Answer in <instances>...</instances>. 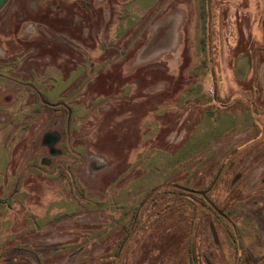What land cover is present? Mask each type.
<instances>
[{
	"label": "rangeland",
	"instance_id": "1",
	"mask_svg": "<svg viewBox=\"0 0 264 264\" xmlns=\"http://www.w3.org/2000/svg\"><path fill=\"white\" fill-rule=\"evenodd\" d=\"M1 112L0 264H264V0H8Z\"/></svg>",
	"mask_w": 264,
	"mask_h": 264
},
{
	"label": "flooded vegetation",
	"instance_id": "2",
	"mask_svg": "<svg viewBox=\"0 0 264 264\" xmlns=\"http://www.w3.org/2000/svg\"><path fill=\"white\" fill-rule=\"evenodd\" d=\"M7 2H8V0H0V9H2ZM9 6H12V5L10 4ZM11 101H12V97L10 98V102ZM8 102H9V100H7L6 103H8ZM8 106H9L8 108H10V105H8ZM2 110H3V108H2ZM5 115H6L5 112H1L0 122L3 123L4 120H6L5 122H7L8 124L12 123V121H9L11 119L5 118ZM51 139L52 138L48 139L47 134L45 133L43 135L42 142L44 144H46V145H48V144L50 145L51 141H52ZM5 140L0 139V175H1V178H2V184H3L2 188H0V196H1L2 192H3V189H4L3 187L5 186V188H6V185L8 183V179H9L7 172L6 171H1V169L4 170L5 168H7L8 167V163H9V156H8V153H9V150H8L9 143L8 142H9V140L8 139L6 141ZM50 151L53 152L52 148H50ZM12 192H14V189L12 190ZM1 202H3V203L6 202L7 203L8 199H3L2 201H0V203ZM126 238H127V235H124L123 238L121 239L120 245L118 246L119 249L124 244Z\"/></svg>",
	"mask_w": 264,
	"mask_h": 264
}]
</instances>
